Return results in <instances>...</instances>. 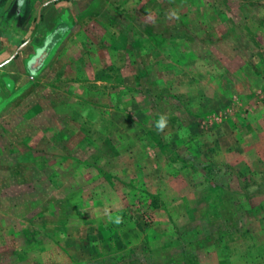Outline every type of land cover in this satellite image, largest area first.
Segmentation results:
<instances>
[{
    "label": "rangeland",
    "instance_id": "374dc122",
    "mask_svg": "<svg viewBox=\"0 0 264 264\" xmlns=\"http://www.w3.org/2000/svg\"><path fill=\"white\" fill-rule=\"evenodd\" d=\"M107 2L111 15L77 32L89 47L73 55L112 63L105 86L137 92L116 98L117 121L135 129L122 133L149 143L133 156L127 142L97 143L91 161L57 148L41 160L42 179L57 176V187L43 186L38 203L0 192V264H264V0ZM97 114L86 112L89 124ZM75 135L73 150L87 146ZM35 147L23 145L51 146ZM109 151L126 165L122 177L101 167ZM104 192L116 203H102Z\"/></svg>",
    "mask_w": 264,
    "mask_h": 264
},
{
    "label": "crops",
    "instance_id": "0c3cea01",
    "mask_svg": "<svg viewBox=\"0 0 264 264\" xmlns=\"http://www.w3.org/2000/svg\"><path fill=\"white\" fill-rule=\"evenodd\" d=\"M87 1L0 0V192L1 195L8 196V201L21 203L25 196L29 197L25 199L29 203H38L36 192L41 193L43 186L57 187V176L42 179L46 176L43 175L41 164V160L45 158L54 159L62 154L57 148L65 147L69 157L76 156L91 161L97 143L111 144L117 148L116 145L127 142V154L130 156L139 150L136 151L135 146L139 147L136 144L149 143L146 135L139 138L137 132L133 136L130 131L128 136L122 133L123 128L131 130L134 127L132 128L131 122L129 126H125L122 120L117 121L116 98L120 95L134 97L137 92L131 87L122 90L105 86L103 71L112 63H107L101 56H90L89 52L79 57L73 55V48L79 52L80 47H89V39L86 43L75 40L78 33H88L94 18L99 19L101 16L102 22H105L107 16L111 15L110 8L105 7L108 0ZM73 2L82 6L79 5L74 10L71 8ZM81 21H88V27H82ZM109 28L115 29V26ZM106 38L107 36L103 38L104 41ZM129 46L132 49V44ZM77 59L83 61L77 63ZM134 63L138 64L139 60L135 58ZM135 79H138V74L133 78L129 77V80ZM96 97L103 98L104 101H99ZM106 97L110 102L115 98L109 106L115 113L113 121H104L101 117V112L108 107ZM88 111L98 113L94 116L97 126L89 124L90 120L85 116ZM10 121H15V124H9ZM60 128L63 129L62 132ZM14 132L18 134L15 140L9 135ZM78 133L82 136L79 143L87 146L81 150H73L74 137ZM96 133L99 135H94ZM45 142L51 146L50 151H26L23 148L26 144L32 143L35 147ZM13 147L14 150L9 149ZM110 153L105 154V160L112 161L109 162L111 166L107 167L109 164H106L101 167L106 170L113 167L115 177H120L125 174L127 167L123 162L121 164L112 160ZM132 163L136 162L130 161V172ZM28 171L33 173L30 181L26 177ZM129 180L134 182L132 178ZM69 185L66 184V189L70 190ZM100 185L101 183L97 186ZM85 192V197H89L90 191L86 189ZM112 196V192L102 193V203H116L110 200ZM0 203H5L4 197ZM50 203L56 202L52 200ZM178 205L174 204L176 207ZM5 216L6 213L0 207L2 220ZM2 226L4 227V221Z\"/></svg>",
    "mask_w": 264,
    "mask_h": 264
}]
</instances>
